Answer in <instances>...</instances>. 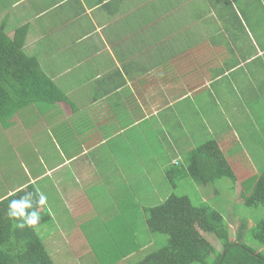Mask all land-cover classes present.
Here are the masks:
<instances>
[{"label": "crops", "instance_id": "1", "mask_svg": "<svg viewBox=\"0 0 264 264\" xmlns=\"http://www.w3.org/2000/svg\"><path fill=\"white\" fill-rule=\"evenodd\" d=\"M0 29L65 96L0 122V202L34 185L53 243L131 229L188 152L263 121L264 0H0Z\"/></svg>", "mask_w": 264, "mask_h": 264}, {"label": "trees", "instance_id": "2", "mask_svg": "<svg viewBox=\"0 0 264 264\" xmlns=\"http://www.w3.org/2000/svg\"><path fill=\"white\" fill-rule=\"evenodd\" d=\"M63 99V92L40 70L36 59L0 29V122L30 103ZM242 170L216 141H207L188 152L184 163L167 171L163 184L169 194L159 204L146 207L143 216H135L138 221L131 229L72 224L64 232L69 239L66 244L58 242L67 238L53 243L49 236L53 228L46 226L50 215L34 185H29L0 202V264H82L84 258L89 264H122L152 245L141 238L146 228L165 235L167 243L132 264H264V217L249 230L261 249L245 239L246 220L240 221L242 231L231 240L229 224L219 210L206 202L194 205L186 194L173 192L187 177L204 187L223 178L235 185ZM242 174L244 205L264 207V169L258 174ZM34 218L36 223H30ZM200 230L214 234L222 249L218 251Z\"/></svg>", "mask_w": 264, "mask_h": 264}, {"label": "rangeland", "instance_id": "3", "mask_svg": "<svg viewBox=\"0 0 264 264\" xmlns=\"http://www.w3.org/2000/svg\"><path fill=\"white\" fill-rule=\"evenodd\" d=\"M258 118L259 117H257L256 120H258ZM238 120V118L234 119L235 122H238ZM262 120L263 121L261 122L260 127H258V122L256 121L257 124L253 125V132H251V134H240L242 138L241 141H232L234 147L227 149L225 148L226 150H223L224 152H227L230 157L229 160L234 166H236V168H243L242 172L249 171L253 174H258L264 169V115ZM247 129L252 128L247 126ZM255 129L257 132H255ZM259 136H261V139H259ZM250 137L251 141H248ZM242 172H238L237 175L239 182H237L235 185L232 184L229 179L223 178L211 186L207 185L204 187L205 185L198 184L187 177L185 180H182L178 183L177 188L174 189L173 192L178 194H186L194 205H200L206 202L219 210L229 224V236L231 240H235L239 234V231H242L240 227V221L246 220L247 229L244 231V233L245 239L249 242L253 240L249 235V230L257 223L258 220L264 217V207L250 208L244 205V200L241 195L243 185L240 183L241 178L244 177ZM245 184L246 183H244V185ZM200 232L214 245L218 251L222 249V246L214 234H206L202 230H200ZM141 238L144 241H150V244L152 245L147 246L144 250H140L134 254V256L124 259L122 264H132L136 261H139L150 251L164 246L167 243V237L165 235L151 233L147 230V228L146 231L144 230V232L141 234ZM253 242L260 246L258 242L254 240ZM260 247L262 249V246ZM81 262L82 264H89V259L84 258Z\"/></svg>", "mask_w": 264, "mask_h": 264}, {"label": "clouds", "instance_id": "4", "mask_svg": "<svg viewBox=\"0 0 264 264\" xmlns=\"http://www.w3.org/2000/svg\"><path fill=\"white\" fill-rule=\"evenodd\" d=\"M30 223H36V220H35V218L34 219H32L31 221H30Z\"/></svg>", "mask_w": 264, "mask_h": 264}]
</instances>
